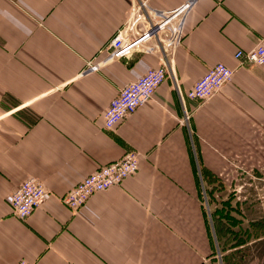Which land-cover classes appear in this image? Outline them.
I'll list each match as a JSON object with an SVG mask.
<instances>
[{
  "label": "crops",
  "instance_id": "crops-1",
  "mask_svg": "<svg viewBox=\"0 0 264 264\" xmlns=\"http://www.w3.org/2000/svg\"><path fill=\"white\" fill-rule=\"evenodd\" d=\"M184 5L150 40L112 57L133 7L148 30ZM263 38L264 0H0V264H208L201 189L223 186L232 165L264 163V65L235 58ZM96 58L99 71L87 70ZM217 63L234 69L232 80L206 100L188 97ZM163 64L155 95L106 128L111 100ZM129 151L140 154L136 174L79 211L64 204L84 177ZM29 177L47 198L19 219L10 198Z\"/></svg>",
  "mask_w": 264,
  "mask_h": 264
},
{
  "label": "built area",
  "instance_id": "built-area-1",
  "mask_svg": "<svg viewBox=\"0 0 264 264\" xmlns=\"http://www.w3.org/2000/svg\"><path fill=\"white\" fill-rule=\"evenodd\" d=\"M171 12L170 18L166 17L162 23L150 29H143L147 17L141 10L133 7V14L129 17L124 28L120 29L111 43L112 57L120 59L141 42L148 41L158 28H162L173 20L176 15L186 9ZM167 45L175 46L180 40L181 28L177 27ZM154 33V34H153ZM235 58L242 64L264 65V38L258 45L249 51L238 49ZM99 65H93L96 70ZM234 69L225 63H217L208 70L193 87L188 91V97L197 100H206L217 93L226 83L230 82ZM168 76L165 64L151 67L136 80L126 84L111 100L103 114L104 126L108 129L115 127L126 116L133 114L145 105L156 93L160 85ZM140 154L135 151L127 152L122 159L100 166L94 172L84 177L62 198L64 204L73 211H79L87 203L89 197L95 193L106 191L120 185L124 179L136 174L139 170ZM47 198V190L42 180L37 177L25 179L12 193L10 206L13 215L19 219L29 218ZM18 264H32L22 259Z\"/></svg>",
  "mask_w": 264,
  "mask_h": 264
},
{
  "label": "rangeland",
  "instance_id": "rangeland-1",
  "mask_svg": "<svg viewBox=\"0 0 264 264\" xmlns=\"http://www.w3.org/2000/svg\"><path fill=\"white\" fill-rule=\"evenodd\" d=\"M91 62L87 70L104 59ZM232 166L223 186L200 191L214 243L208 264H264V163L255 170Z\"/></svg>",
  "mask_w": 264,
  "mask_h": 264
}]
</instances>
